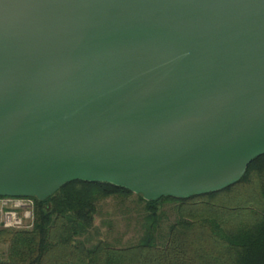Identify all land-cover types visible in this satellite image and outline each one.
I'll use <instances>...</instances> for the list:
<instances>
[{
    "label": "water",
    "instance_id": "1",
    "mask_svg": "<svg viewBox=\"0 0 264 264\" xmlns=\"http://www.w3.org/2000/svg\"><path fill=\"white\" fill-rule=\"evenodd\" d=\"M263 154L264 0H0V196L187 198Z\"/></svg>",
    "mask_w": 264,
    "mask_h": 264
},
{
    "label": "trees",
    "instance_id": "2",
    "mask_svg": "<svg viewBox=\"0 0 264 264\" xmlns=\"http://www.w3.org/2000/svg\"><path fill=\"white\" fill-rule=\"evenodd\" d=\"M34 200L31 229L0 230V264H264V154L236 183L187 198L148 201L112 183L74 180ZM108 200L135 214V242L99 237L95 221Z\"/></svg>",
    "mask_w": 264,
    "mask_h": 264
},
{
    "label": "rangeland",
    "instance_id": "3",
    "mask_svg": "<svg viewBox=\"0 0 264 264\" xmlns=\"http://www.w3.org/2000/svg\"><path fill=\"white\" fill-rule=\"evenodd\" d=\"M165 210L169 214L167 220H173L169 205ZM95 224L99 231V237L107 239L118 247L135 242L141 234L135 214L132 211L128 212L125 206L118 205L111 200L101 203ZM5 247L3 244V248Z\"/></svg>",
    "mask_w": 264,
    "mask_h": 264
},
{
    "label": "built area",
    "instance_id": "4",
    "mask_svg": "<svg viewBox=\"0 0 264 264\" xmlns=\"http://www.w3.org/2000/svg\"><path fill=\"white\" fill-rule=\"evenodd\" d=\"M35 222V200L28 196H0V230H29ZM3 244L0 241V255Z\"/></svg>",
    "mask_w": 264,
    "mask_h": 264
}]
</instances>
